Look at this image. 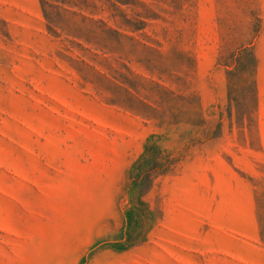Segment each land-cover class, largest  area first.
I'll list each match as a JSON object with an SVG mask.
<instances>
[{
    "label": "rangeland",
    "instance_id": "374dc122",
    "mask_svg": "<svg viewBox=\"0 0 264 264\" xmlns=\"http://www.w3.org/2000/svg\"><path fill=\"white\" fill-rule=\"evenodd\" d=\"M0 264H264V0H0Z\"/></svg>",
    "mask_w": 264,
    "mask_h": 264
},
{
    "label": "trees",
    "instance_id": "16d2710c",
    "mask_svg": "<svg viewBox=\"0 0 264 264\" xmlns=\"http://www.w3.org/2000/svg\"><path fill=\"white\" fill-rule=\"evenodd\" d=\"M158 168H159V164H155V166L152 169H150V171L149 170H144L143 175H147L151 171L152 172H156L158 170Z\"/></svg>",
    "mask_w": 264,
    "mask_h": 264
}]
</instances>
